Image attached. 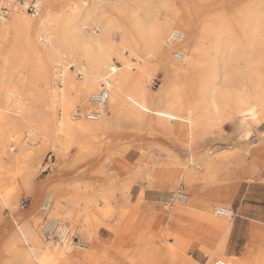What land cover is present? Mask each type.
I'll return each mask as SVG.
<instances>
[{
  "label": "bare ground",
  "instance_id": "1",
  "mask_svg": "<svg viewBox=\"0 0 264 264\" xmlns=\"http://www.w3.org/2000/svg\"><path fill=\"white\" fill-rule=\"evenodd\" d=\"M39 1L41 8L38 15L30 16L22 8L19 9V5L8 19L0 22V136L7 129L12 139L27 151L23 156L26 157L23 180L27 185L32 186L36 176L34 155L43 153L39 151L41 148L37 149L38 152L28 148V144L39 139L42 146L51 147L56 153L66 156L74 147L83 149L87 136L114 129L122 121H139V129L149 128L156 134L168 136H173L176 131L180 133V125L186 122L191 137L190 146L202 144L212 137L214 126L228 121L234 129L232 139L247 143L242 146L236 144L241 147L238 154H204L197 162L203 169L200 178L214 185L224 179L249 178L250 164L245 156L252 145L259 153L264 152V53H244L249 55V59L245 63L246 70L241 69L236 63L240 51L233 30L235 26H242L251 43H248V48L253 49L257 42H262L264 47V0H237L229 12H211L199 21L194 17V7L187 0H183L185 5L182 8L173 5L164 19L152 13L155 0ZM157 1L161 4L165 2ZM115 22L121 30L118 41L111 37ZM91 24L95 28L89 32L87 28ZM172 30L184 33L183 47L188 33L191 34L188 54L184 50V60L174 61L179 66L167 54L166 39L168 41ZM114 62L121 64L111 77L110 95L105 106L107 111L105 109L98 120L76 117V108L89 105V96L100 90L103 76ZM70 64L84 73L83 79L71 72ZM59 65L63 71V86L60 87L54 81ZM156 70L163 72L162 83L151 90L149 83ZM25 132H32L33 135L28 134L25 138ZM61 145L65 148L62 149ZM194 162L183 163L178 155L171 156L170 164H152L154 171H143L142 177L154 188H173L179 180L189 177L186 173ZM155 170H158L157 175ZM173 172L176 178L171 183L167 179ZM263 174L261 172L260 175ZM136 177V174L128 175L126 181L133 183ZM188 179L189 185H195L193 179ZM93 190L87 186L82 194L88 197ZM232 194V188H213L210 192L221 203H227L224 199ZM105 195L110 193H106L103 187L95 188L94 201L88 199L86 203V208L91 209L86 217L88 224L94 225L97 230L102 226L100 220L106 213L104 211L109 210V206L103 209L97 204L100 198H106ZM143 196L146 198V191ZM53 198L49 193L44 197L51 204L46 215L58 219L65 233L69 227L67 223L50 215ZM147 200L154 206L155 200ZM170 200L171 197H165L163 203ZM5 202L10 206L14 204L13 196H6ZM222 207L232 209L218 204L214 214L232 219L217 212ZM124 209L120 212V223L130 211ZM137 218L138 214L135 220ZM34 226L31 224L30 227ZM27 231L31 252L37 256V262L31 261L32 254L27 250L17 255L14 250L9 252L32 264H81L90 253L87 243L79 236L77 249L83 251L69 256L65 249L67 244L43 240V228L39 233L35 228ZM71 231L75 233L73 229ZM259 232L264 235V230ZM169 235L168 228L159 233L152 230L141 233L129 249V257L137 259L145 246L151 244L152 248L158 240L165 241ZM182 237L188 238L185 235ZM225 242L224 239L219 243L212 252L213 256L225 257ZM174 246L169 244L174 252H179ZM3 264L10 263L6 260Z\"/></svg>",
  "mask_w": 264,
  "mask_h": 264
},
{
  "label": "rangeland",
  "instance_id": "2",
  "mask_svg": "<svg viewBox=\"0 0 264 264\" xmlns=\"http://www.w3.org/2000/svg\"><path fill=\"white\" fill-rule=\"evenodd\" d=\"M67 1L72 2L73 0ZM187 1L194 7V17L199 21V19L211 12L219 10L229 12L232 10L237 0ZM173 5L177 8H182L185 2L183 0H165V2L161 4L159 1L155 0L152 13L158 18L164 19L168 11H171ZM20 8L26 11L24 7L19 6V9ZM28 14L32 16L30 13ZM120 22L122 23L123 21L121 20ZM93 28H95V25L91 24L88 26L87 30L92 32ZM111 37L114 41H118L121 38V30L118 22L114 23ZM233 37L235 41L237 39L236 42H238L237 44L239 45V59H237L236 63L239 67L241 66V69H245L246 60L249 59V55H247V57L244 53L251 54L252 51L254 53L259 52V54L261 52L264 53L262 42L259 44L255 42L257 45L255 44L256 46L253 49L252 47L251 49L248 48L250 46H248V43H251L249 38L245 36L242 26H235ZM190 38L191 34L188 33L184 47L181 44L178 45V47L183 51L185 50L187 54V46L189 45ZM167 42L166 39L168 48L167 54L170 60L176 64V62H174L176 59L172 53L173 47L169 46ZM116 59L119 58L116 57ZM131 60L133 59L131 58ZM70 70L77 75L78 70L72 68ZM162 77V71L156 70L154 72L149 83L151 90L160 86ZM84 108L85 107L78 106L76 111ZM163 108H166V106H163ZM175 113L180 114L179 111H175ZM139 127V121H134L133 123L122 121L120 125L114 129H108L98 135L87 136L83 149L74 147L66 156H62L58 152L56 153L51 147L42 146L39 139L33 141L27 145L30 146L28 148H32L33 150H39V148H41L39 151L43 153H39L37 150L38 153H36L40 155H34L36 159V176L34 177L32 186L27 185L23 180L26 163V157L23 156H26L27 151L12 139L7 129L3 130L0 136V264H3L6 260L10 264H32L29 260H22L13 256L9 250H14V254L16 255L24 250L31 252V243L28 241V236L26 235L28 232L27 229L31 231V229L35 228L39 233V230L42 228L44 218L48 215L41 209V204L47 193L52 194L54 197L50 215L63 219L71 230L73 229L75 234L78 235L85 244L87 243L86 247L89 248L90 253L83 259V264H145L149 262L150 259H154L152 262L153 264H160L161 260L164 258L170 260L171 264H177L178 259L176 258V252L169 247V244L175 245V236L181 237L183 235L192 237L193 239L189 248H187L185 252L183 251L184 257L181 264H206L208 261L215 258L228 259L232 264H234V262L236 264H264V239L261 238V236L257 237L253 235L254 225L264 226V223L245 220L244 227L248 229L249 232L246 236L242 235L240 238L241 244L244 242L245 247L238 251L240 254L237 255L238 258L228 256L230 250L227 247V254L226 242L225 257H215L212 255V252L221 241L224 239L226 240V237H222V231L211 228L207 224L203 225L202 223L189 229L191 225L187 216L182 217L181 221H173L169 218V215L171 217L173 211L177 210V208L186 209L190 207L197 210L202 215L219 221L220 223L225 222L229 224V226L232 222L234 224L235 217L228 220L216 216L214 214L215 206L223 204L230 207L233 205L236 198H241L248 185H253L254 183L264 184V178L260 175L261 172H264V152L259 153L255 145H252L250 152L245 156L247 162L250 164L247 173L251 177H255V179L260 175L258 180L241 181L237 188L233 186L242 180L241 178L233 179L234 181L230 180V178L229 180L224 179L220 184L214 185L200 178L203 169L201 166L199 167L197 162H200L201 157L209 152H213V155L217 156L238 154L241 152V149L239 150L241 147L236 146V144L242 146L247 142L232 139L234 129L230 122L225 121L214 126L211 138L205 140L202 144H194L193 146H190L191 137L188 133L189 128L186 122H182L180 125V133L176 131L173 136L156 134L149 128L139 129ZM28 134L33 135L32 132H25L24 137L28 138ZM60 147L64 149L65 145H61ZM51 154L53 155L49 158ZM176 155L179 156V159L183 163L195 160L190 170L186 173L189 177H184L182 180H179L173 188L168 187L163 189L154 188L150 186L147 179H143V171H154L151 169L152 164H170L171 156L173 157ZM49 165L50 167L46 171H42L44 166L48 167ZM125 166H127V168H124ZM179 168L180 167L177 169ZM157 171L158 170H155V175L158 174ZM135 174L137 175L135 182L131 183L130 181H126L128 175ZM175 178L176 173L173 172L170 177H168L167 181L173 183ZM188 178L193 179L195 185H189ZM87 186H90L91 190L103 187L106 193H110L109 196L105 195L106 198H100L97 203L98 206L103 209L109 206V210H103L106 213L100 220L102 222V226L100 225L101 227L114 230L116 226H122L125 219L121 223L119 219L120 212L124 208L127 210H130L133 206L134 209L139 208V213H137L138 216L142 212H151V215L157 214L156 210L158 209L165 217V227L168 228V231L171 233L168 238L172 237L173 242L171 243L167 238L165 241L158 240V244L156 243L157 246L154 244L152 248L150 246L151 244H148L142 249L135 260H132L128 255L131 246L121 244L118 250L119 257L117 259L115 254H110L108 250L101 248V239L98 233L100 229L97 230L94 225L88 224L86 217L91 213V209L86 208V203L88 199L89 201H94V198H92L94 190L93 193H88V197H85L82 193H84ZM213 188L220 190H230L232 188L234 194L231 196V202L221 203L216 200L210 195ZM181 189L189 194V199L187 201H176L172 203V205L163 203V198L171 197L173 193ZM260 190V188H257V190L255 189L254 195L260 196ZM144 191H146L147 199L155 200L154 206L143 196ZM8 195L13 196L14 204L11 206L5 202L6 196ZM23 197L28 198V206L24 209L20 207V201ZM154 222V218H151L150 222L146 224H155ZM31 224H35V226L30 227ZM191 232H194V234H191ZM226 232L228 233V231ZM195 237H199V239ZM43 240L47 242L46 238H43ZM228 240L229 236L227 238V245ZM164 245L169 247L172 253L168 250L164 253L159 249ZM174 248L181 252L177 246H174ZM65 249L68 251L69 256L77 255L83 251L81 249L69 247H65ZM37 260V256L32 254L31 261L36 263Z\"/></svg>",
  "mask_w": 264,
  "mask_h": 264
},
{
  "label": "crops",
  "instance_id": "3",
  "mask_svg": "<svg viewBox=\"0 0 264 264\" xmlns=\"http://www.w3.org/2000/svg\"><path fill=\"white\" fill-rule=\"evenodd\" d=\"M249 177L251 176L249 175ZM262 177L264 178V174L262 175ZM244 180L255 181L258 179L255 180L242 179L236 184V188L239 185V183ZM257 188L261 189L260 196L254 195L255 189L257 190ZM263 188H264V184H260V183H254L253 185L250 184L247 186V189L244 192V194L241 196V198H236L234 200L233 205L230 207H232L235 210L237 216L235 217L234 224L232 222L230 227L229 224H226L225 222L220 223L219 221L208 218L202 215L201 213H199L197 210H194L193 208L190 207L186 209L177 208V210L173 211L174 216L171 218L169 215V218L170 220L175 219L176 221L177 220L181 221L182 217L187 216L190 220V225H191L189 229L191 227L198 226L199 223H202L203 225L207 224L211 228L222 231L223 232L222 237H226V253L228 247V249L230 250V254L227 253L228 256L238 258L237 255H240L238 251L245 247L244 242L243 244H241L240 238L242 235L246 236V234L249 232V230L245 229L244 227L245 220H249L251 222L255 221V222L264 223V189ZM231 196L228 199H224V200H226L227 203H230ZM137 213H139V208L134 209L133 206L130 209L125 220L123 221L122 226L120 227L116 226L114 230L106 227H101L100 230L98 231L101 239V246H102L101 248L102 249L105 248L110 252V254H115L116 258L118 259L119 257L118 250L121 244H124L125 246H132L135 243L137 237L141 235V233L151 230L155 231L156 233H159L160 231L166 228L165 217L158 209L156 210L157 214L154 215H151V212H142L138 216L137 218L138 220H136V223L138 225L135 224L133 226ZM151 218H154L155 224H146L147 222H150ZM227 228H230L228 233L226 232ZM260 229L264 230V226L255 224L253 227V235L257 237L261 236V238L264 239L263 233L259 232ZM228 236H229V240L227 245ZM175 238H176L175 246H177L181 250V252L176 253V258L178 259L177 264H181L183 261L184 252L187 248H189L193 238L192 237L184 238L182 236L181 237L175 236ZM168 239L171 241V243L173 242L172 237ZM196 239H199V237H197ZM159 249L162 250L164 253H166V250L171 252V249L169 247H166V245L160 247ZM162 260L160 264H171L170 263L171 261L166 258ZM153 261L154 259H150L149 262L145 264H153L152 263Z\"/></svg>",
  "mask_w": 264,
  "mask_h": 264
},
{
  "label": "built area",
  "instance_id": "4",
  "mask_svg": "<svg viewBox=\"0 0 264 264\" xmlns=\"http://www.w3.org/2000/svg\"><path fill=\"white\" fill-rule=\"evenodd\" d=\"M101 1V0H100ZM23 6L25 10L30 13L31 15H35L41 8V2L39 0H0V22L8 19L11 14L15 11L18 6ZM97 30V28H96ZM184 40V33L179 30H175L171 33L168 39V44L173 47V56L177 61L182 62L184 60V53L178 45ZM119 62H114V64L110 67V69L105 73L103 79L101 81L100 90L94 92L89 96L88 102L89 105L84 109H78L76 111V117L84 118L88 120H98L100 119L105 112V106L109 99L110 89H111V77L113 73L116 72V69L119 67ZM70 68L76 69L74 65L70 64ZM55 83L57 86H63V71L62 67L59 65L55 70ZM84 73L81 70L77 71V77L79 79H83ZM53 154L50 155L49 158L52 157ZM48 167H43L42 171H46ZM189 194L184 191L183 189L178 190L177 192L173 193L171 196V200L167 202V204L172 205V203L176 201L185 202L187 201ZM43 205L41 209L46 213L51 204L46 201L45 199L42 201ZM28 206V198L23 197L20 201V207L22 209ZM220 215L227 216V217H236L237 213L232 208L222 207L217 210ZM43 236L47 240H54V241H61L64 244H67L68 247L77 248L79 243V237L75 233H73L70 228L68 227L65 233L62 232L61 222L58 219H51L48 216L44 218L43 224ZM206 264H232L231 261L224 258H215L211 261H208Z\"/></svg>",
  "mask_w": 264,
  "mask_h": 264
}]
</instances>
